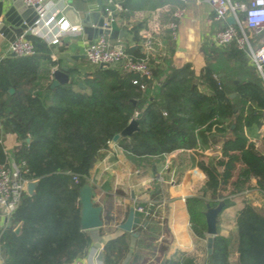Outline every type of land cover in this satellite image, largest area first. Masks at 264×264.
<instances>
[{"label":"trees","instance_id":"16d2710c","mask_svg":"<svg viewBox=\"0 0 264 264\" xmlns=\"http://www.w3.org/2000/svg\"><path fill=\"white\" fill-rule=\"evenodd\" d=\"M140 27L131 29L133 45L124 42L137 59L146 56ZM255 31L245 27L253 47ZM27 37L35 43V54L0 59V123L5 133L17 135L19 145L12 156L22 175L37 181L35 193L25 192L9 223L0 228L5 264H72L87 255L93 238L81 226L79 191L112 144L138 159L144 173L155 168V158L178 149L195 151L206 179L203 193L187 199L193 232L205 239L207 205L215 207L223 200L228 207L239 196V262L264 264V208L245 195L253 177L264 192V150L244 132V123L264 120V76L237 38L220 46L205 42V65L198 74L191 63L171 65L167 55L158 62L157 54L150 56V79L113 64L101 67L87 58L88 68L70 67L69 83L52 87L51 66L60 61L51 60V47L42 38ZM166 49L173 52L174 45ZM138 113L139 129L114 141ZM216 147L218 155L205 153ZM7 159L0 141V163ZM151 190L153 198L161 196L157 183ZM159 232L161 226L149 215L139 237L124 231L107 240L103 264H143L148 257L141 248L151 246L148 241ZM167 249L166 244L159 245L153 264ZM193 263L189 258L174 261ZM206 264H230L229 238L219 233L214 237Z\"/></svg>","mask_w":264,"mask_h":264},{"label":"crops","instance_id":"0c3cea01","mask_svg":"<svg viewBox=\"0 0 264 264\" xmlns=\"http://www.w3.org/2000/svg\"><path fill=\"white\" fill-rule=\"evenodd\" d=\"M248 2L249 0H233ZM122 6V10L115 12V22L107 33L114 41L133 45L131 29L141 24L139 35L144 48L145 34L151 33L155 40L156 61L160 56L167 55V60L175 67L185 63H191L198 74L205 65L202 46L207 41H213L214 33L221 26L230 25L226 20H213V9L208 0H114ZM50 12H56L57 17H64L71 26L81 27V30H67L56 44L50 42L48 35L42 38L51 47V60L60 61L51 66V79L53 71L66 67H78L84 70L90 65L86 57L87 42L90 40L84 33L81 21L87 19L88 24L99 20L100 15L106 18L104 12L108 0H49ZM182 9L183 14L175 18V12ZM93 13H99L94 14ZM88 15V17H87ZM241 19L244 18L240 14ZM176 19V37H173L169 28V22ZM56 28V27H55ZM50 30V33L57 29ZM254 47H260L264 43V28L255 31ZM34 35L33 32L31 34ZM30 36V35H26ZM36 36V35H34ZM99 36V35H98ZM97 36V37H98ZM95 37L94 39H96ZM93 39V40H94ZM125 45V44H124ZM174 45V51H167L166 47ZM10 41L4 39L0 42V56L6 54ZM145 51V49H144ZM61 59V60H60ZM69 74V71H67ZM244 132L250 141L264 150V120L253 122L250 125L244 123ZM0 141L4 143L8 158H13V151L19 145L17 135L5 133L0 123ZM196 152L187 149H178L172 153L155 158V168L149 173H144L142 164L138 159L121 148L112 144L105 149L103 154L92 169L90 182L94 188L93 200L95 204L102 206L103 225L89 229L93 238V244L87 255L81 258L84 264H103V247L108 239L119 236L124 232L120 225L123 224L129 214L130 207L143 205L150 211L152 218L158 221L161 232L153 241H148L151 246L142 247L147 253L148 259L143 264H153L159 255L158 247L161 243L168 246L163 258L167 264L174 261L192 259L193 264H206L208 259V235L206 238L198 237L192 230L190 215L187 208V199L194 195H201L206 179L205 172L196 164ZM208 155H218L219 147L205 150ZM161 173L163 183H158L155 177ZM174 177L176 179H174ZM158 184L161 196L152 197L151 186ZM252 188L245 192L248 201L255 206L264 208V192L257 188V178L251 180ZM210 198V191L206 193ZM239 197V196H238ZM236 197L235 203L224 207L219 215L218 233L230 240V264H241L237 252V226L236 215L242 206V198ZM147 217L137 211L134 217L133 228L139 233L147 224ZM5 217L0 213V228L5 226ZM139 237V234L133 235ZM135 240L132 247L135 248ZM102 247V248H101ZM0 252V261L2 258ZM162 258V259H163ZM161 259V260H162ZM160 263V262H159ZM157 263V264H159ZM5 264V262H0ZM73 264V263H72Z\"/></svg>","mask_w":264,"mask_h":264},{"label":"built area","instance_id":"2783aa9c","mask_svg":"<svg viewBox=\"0 0 264 264\" xmlns=\"http://www.w3.org/2000/svg\"><path fill=\"white\" fill-rule=\"evenodd\" d=\"M22 1L26 5L35 7L37 11L38 18L35 21V26L31 28V31L36 36L46 38L48 35H51L49 37L50 42L56 44L67 30H81V27L71 26L68 21L64 20V17L58 18L56 12L51 13L49 0ZM181 1L186 2L189 0ZM208 1L213 9V20L223 21L228 16L233 15L237 21L236 24H230L222 29H218L214 33L213 41L220 46L237 38L239 46L248 50L250 61L257 66L264 76V43L260 47L254 48L245 32V27L254 30L264 28V0H249L248 2L233 0ZM118 10H122V6L119 3H115L114 0H108V5L105 6L104 12L106 14L105 26L109 30L115 22V12ZM182 14V9H178L174 15L177 19ZM240 14H243L244 18L241 19ZM176 19L169 22V28L172 31L173 37H176ZM53 27H56L55 29L57 30L49 34ZM144 49L146 56L137 59L127 52L122 42L114 41L108 34H102L96 39L87 42L86 57L94 64H113L124 70L136 72L141 77L150 79L152 78V71L148 61L155 50V40L151 33L145 34ZM35 52V43L25 34H21L10 43L6 54L0 56V59L7 54L28 56L35 54ZM75 179L77 180L78 177L75 176ZM155 180L158 183L165 181L161 173L157 174ZM29 181L31 180L22 175V169L14 159L8 158L3 163H0V213L5 217V226L11 220L24 193L27 192ZM136 209L145 216H151L150 211L143 205H137ZM0 262H4L3 256ZM73 264H84V262L81 258H78Z\"/></svg>","mask_w":264,"mask_h":264},{"label":"water","instance_id":"95a60500","mask_svg":"<svg viewBox=\"0 0 264 264\" xmlns=\"http://www.w3.org/2000/svg\"><path fill=\"white\" fill-rule=\"evenodd\" d=\"M98 4L102 3V0H97ZM99 14V13H93ZM88 17V15H87ZM38 18L35 7L26 5L22 0H0V42L4 39L13 42L21 34L31 35V28L35 26V21ZM229 24H236L237 21L233 15L227 17ZM82 30L90 41L95 37L109 32L108 27L105 26V18L100 15L99 20H94L92 24L87 23V19L81 21ZM106 64L101 63L103 67ZM68 69L62 67L53 71L52 87L67 84L70 81V75ZM14 92V89H11ZM235 96L234 94L231 95ZM141 117V113L137 114L135 119H132L130 123L118 134L115 135L114 141H117L120 137H130L135 131L139 129L138 118ZM37 181L32 180L27 184V192L32 195L35 193ZM80 201H81V226L84 230L101 227L104 223L102 218V206L95 204L93 200L94 188L90 181L84 183L80 188ZM225 207V202L222 200L217 206L212 207L207 205L205 212L207 221V235H208V253L212 252L213 239L218 234V221L219 215ZM136 209L134 206L130 207L129 214L126 221L120 225L121 229L126 232H131L133 235H138L137 231H134L133 223ZM21 225L16 228V232L19 233ZM159 264H166V259L163 258Z\"/></svg>","mask_w":264,"mask_h":264},{"label":"rangeland","instance_id":"374dc122","mask_svg":"<svg viewBox=\"0 0 264 264\" xmlns=\"http://www.w3.org/2000/svg\"><path fill=\"white\" fill-rule=\"evenodd\" d=\"M174 179H176V178L174 177Z\"/></svg>","mask_w":264,"mask_h":264}]
</instances>
